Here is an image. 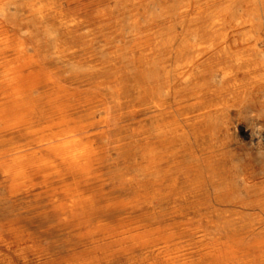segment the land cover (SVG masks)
Returning <instances> with one entry per match:
<instances>
[{"label":"rangeland","instance_id":"374dc122","mask_svg":"<svg viewBox=\"0 0 264 264\" xmlns=\"http://www.w3.org/2000/svg\"><path fill=\"white\" fill-rule=\"evenodd\" d=\"M56 1V22L62 24L31 21L15 8L0 13V24L22 51L21 61L26 64L27 73L32 71L40 80L39 87L32 92L37 109L46 116L59 104L69 106L81 142L90 144L92 150L68 154L58 165V172L44 168L38 156L29 155L25 170L28 177L15 176L10 149L21 142L36 146L44 141L38 140L42 131L29 134L24 127L13 125L17 111L13 103H7L10 118H0L3 122L7 120L5 125L0 122V264H264V141L258 145L240 137V143L233 146L221 165L208 169L205 181L198 186L185 175L187 158L180 161L169 149L157 157L154 170L160 174V181L150 177L145 166L154 140L150 128L155 121L136 112L137 105L133 102L136 82L148 75L137 64L157 47L154 36L147 39L146 33L181 29L174 8L179 0ZM254 4L253 8L262 9L264 2L255 0ZM225 5L221 0L219 7ZM192 17L188 22L191 29L204 33L207 15L197 12ZM250 17L257 30H264L262 15ZM49 30L56 33L55 40L49 38ZM118 45L131 52L113 60L110 52ZM55 48L61 50L60 58L56 57ZM210 74L207 77L212 82ZM262 96L258 103L250 102L245 108L244 129L257 122L250 116L253 113L264 130V93ZM53 121L43 118L37 128L40 130ZM222 128L219 127L217 144L223 138L233 137ZM211 142L208 137L199 138L196 146Z\"/></svg>","mask_w":264,"mask_h":264},{"label":"bare ground","instance_id":"6f19581e","mask_svg":"<svg viewBox=\"0 0 264 264\" xmlns=\"http://www.w3.org/2000/svg\"><path fill=\"white\" fill-rule=\"evenodd\" d=\"M148 1H150V0H148ZM220 1L221 0H179L178 3H176L177 5L175 7L174 6L173 7L175 8V10H177L178 16L181 20V23H182L181 29L180 30L172 29L169 31H167V30L165 31V29H164V30H160V31H153L151 33L149 32V33H146L144 35L145 38H147V39L154 36V38L157 40V47L155 49L149 51L148 53H146L147 55H152V58H147L145 56L146 55L145 54L138 61V64H137L138 68H141L148 75L146 77L140 78L136 82V87H135L136 95H134L133 102H134V104L137 105L136 112L145 114L146 116H148V118L153 119L155 121V124L150 128V132H151V135H152L154 140L151 141L152 147H151V149L149 148L150 156L147 159L148 163L145 165L146 169L149 170V174L152 175L150 177H153L155 181L161 180V177L159 176L160 174H158V172H156L154 170V168H155L156 163H157V157L160 156V154L163 150L169 149L171 151V154L175 155L178 159H180V161L182 158H185V157L187 158V170H186L185 175L187 176V178L192 179L194 184L198 186V185H201V183H203L205 181L206 173L208 172V169L211 167H214L217 164H219L220 162H222L224 160V158L226 157L227 153L232 150L233 146H236L238 143H240V141H241L240 137L241 138L247 137L250 139V141L255 142L258 145L264 141L263 126L259 123V120L255 114L252 113V114H250V116H251L252 120L257 121V122H255V123L253 122V124L248 129H244L245 123L243 121L244 120L243 119L244 110H246L245 108L247 107V105L250 102L258 103L259 99L260 98L262 99V97H263L262 94L264 93V30H260V29L257 30L255 28V23L252 20V17H250V15L256 14V15H262V17L264 19V5L262 6V9H259V8L256 9V8H253V4L255 3V0H228V2H227V0H223L224 4L226 3V5L223 6V8L222 7L220 8L219 7ZM171 2H173V0ZM261 2H264V0H261ZM170 4H172V3H170ZM239 6H241V10L239 8V10L235 12L236 7H239ZM12 8H15L16 10L19 9V11L23 15V18H27L31 21L36 20V21H39L38 23L48 22V25L49 24L56 25L57 23L62 24L61 21L56 22L57 13H58L56 0H0V13L5 14V12H7V11L9 12V10H11ZM169 9H170V7H169ZM26 10H27V12H26ZM197 12L199 14L205 13L207 15V18H208V24H207V26H205L206 29H205L204 33H200L196 29H191L190 24L188 23L189 20H191L193 18L192 17L193 14H196ZM10 13H12V11ZM140 13H142V12H140ZM63 14H64V12H63ZM130 14H132V13H130ZM18 15H19V13H18ZM68 15H70V14H68ZM96 16H98L97 13H96ZM109 16H108V18H109ZM120 17H121V15H120ZM203 17H205V16H203ZM9 19L11 20V18H9ZM130 21H131V18H130ZM10 22H12V20ZM177 23L179 24V21ZM10 24L11 23H9V25ZM12 24H14V22ZM260 24H261V21H260ZM11 26H13V25H11ZM139 26H141V24ZM126 27H128V26H126ZM137 27H138V24H137ZM37 30H38V28H37ZM52 30H49V33H48L49 38L51 40H55V37H56L55 34L56 33H54ZM38 31H40V30H38ZM56 31H58V30H56ZM115 31H118V30H115ZM204 35H207V37H205ZM108 36H109V34H108ZM125 37L128 38L127 36H125ZM135 38H136V36H135ZM12 40H13V38H12ZM103 40H104V38H103ZM82 41H84V40H82ZM109 41H111V40H109ZM85 43H87V42H85ZM97 43H99V42H97ZM94 44H96V43H94ZM154 44H156V43H154ZM84 45H86V44H84ZM55 46H56V44H55ZM91 46H92V44H91ZM102 49H103V46H102ZM108 49H110V46ZM130 49H132V48H130ZM139 50H140V48H139ZM144 50H145V48L141 47V51H144ZM20 51H21L20 48L16 47L13 44V42L11 41V38L9 37L7 30L0 24V118L5 119L8 116L7 107H9L10 105L7 107H6V105L8 102H9V104L13 103V105L17 111V113H16L17 116L15 119H13V123H14L13 125L16 124V125H20L22 128L24 127V129H26L29 132V134H35V133H38L39 131H42L41 133H43V134L40 135L38 140H39V142L44 141V143H39L36 146H33L30 143L26 144V145H21L22 142L20 143V145L13 146L10 149V153H9V155L11 156L10 159L12 160L11 169H12L13 173L15 174V176L22 177L25 174L26 162L28 161L29 155H33V156L35 155V156L39 157V161H41V165L44 168L54 169L55 172H58V170H57V168H59L58 165L61 162H64L66 160L68 154L73 153L75 151L80 152V153H82V152L86 153V152L91 151L92 148H91L90 144H84L81 142L80 131L76 127L77 125H74L75 119L72 116V111H71V108L69 106L64 105V104H59V106H57L55 111L54 110L51 111V113H48L46 116H44V113L42 110H41L42 112H40V109H37L38 104L35 101L36 97L34 100V98L32 97V92L39 87L40 80L35 75L31 74L32 71H31V73H27L26 64H24L21 61L22 55H21ZM129 51H130L129 49L118 45L110 52V55H111L110 58L112 57L111 59H113V60L117 59V58L119 59L120 56H125L127 53H129ZM38 52H40V51H38ZM144 53H145V51H144ZM55 54L57 55L56 56L57 58H60L61 57V50L59 52V50H57V48H55ZM97 54H99V53H97ZM127 56H128V54H127ZM65 57H67V56H65ZM136 57H137V55H136ZM46 60H48V59H46ZM125 60H127V59H125ZM137 60H138V58H137ZM63 63H64V61H63ZM114 64H115V62H114ZM33 66H34V64H33ZM59 66H61V65H59ZM82 66H83V64H82ZM91 69H93V68L91 67ZM41 70H43V69H41ZM58 71H60V70H58ZM79 71H81V70H79ZM97 72H98V70H97ZM209 74H210V76H212V82H210L211 77L210 78L207 77ZM36 75H37V73H36ZM57 75H58V73H57ZM93 75H95V73ZM41 76H43V74ZM62 76H63V74H62ZM106 83H104V84H106ZM53 86H52V88H53ZM101 87H102V85H101ZM45 92H47V90ZM40 95L42 96V94H40ZM44 95H45V93H44ZM46 96L47 95H45V97ZM69 96H70V94H69ZM128 96H131V94ZM46 101H48V100H46ZM51 101H53V100H51ZM122 103H125V102H122ZM42 105H43V103L41 104V106ZM133 111H135V110H133ZM247 111H249V110H247ZM12 112H14V111H12ZM13 115H15V113ZM126 115H127V113H126ZM235 115H236V117H235ZM260 116H261V114H260ZM12 117H15V116H12ZM141 117H143V116H141ZM43 118H45V119L53 118V120L55 119V121H53L51 124L45 125L44 127H42V129L39 130L37 128V126L40 124V122L42 121ZM219 118H220V120H219ZM121 119H123V118H121ZM8 120H10V119H8ZM126 120L127 119H125V121ZM6 121L5 120H4V122L2 121L4 123V125H5ZM8 124H9V122H8ZM219 127L220 128L223 127L222 129H224L227 134L230 132L233 136L232 139L226 137V138H223L222 141L217 144L216 142H218V141H216V140L220 135L218 133ZM84 128H86V127H84ZM120 129H122V127ZM7 131H10V130L7 129ZM94 135H96V134H94ZM98 135H99V133H98ZM207 137L210 138L212 141L210 144H208L206 146H201V147L196 146V143H197L199 138L201 140V139H205ZM4 138H6V137H4ZM7 140H9V139H7ZM27 141H29V140H27ZM141 142H140V144H141ZM1 143H2V140H1ZM148 145H149V143H148ZM134 146H135V144H134ZM149 146H151V145H149ZM3 148H5V147H3ZM123 148H125V147H123ZM138 150H139V148H138ZM93 151H94V149H93ZM140 156H141V154H140ZM159 160H162V159H159ZM227 160H228V158H227ZM177 163H178V161H177ZM32 165H33V163H32ZM219 165H221V164H219ZM67 166H69V165H67ZM176 167H179V166H176ZM37 169H38V167H37ZM67 171H69V170H67ZM47 173H49V172H47ZM50 173H53V172H50ZM50 173H49V175H53ZM142 173H143V171H142ZM246 174H248V173H246ZM26 176L28 177V175H26ZM145 176H147V175H145ZM225 176H226V174H225ZM65 177H63V178H65ZM261 177H263V176H261ZM22 181H24V180H22ZM147 181H149V180H147ZM218 181H220V180H218ZM247 181H250V180H247ZM176 182H178V180ZM209 183H212V182H209ZM189 185H190V183H189ZM259 189H260V187H259ZM179 190H181V189H179ZM80 193H82V192H80ZM207 193H208V191H207ZM170 194L171 193H169V195ZM231 194H233V193H231ZM80 197L82 198L81 195H80ZM182 197L184 199V196H182ZM218 201H219V199H218ZM246 207H248V206H246ZM208 208H210V207H208ZM214 208H211V209H214ZM198 209L200 210L201 208H198ZM216 209H217V207H216ZM201 210L203 211V209H201ZM178 212H179V210H178ZM204 213H206V212H204ZM202 214H203V212H202ZM207 215H208V213H207Z\"/></svg>","mask_w":264,"mask_h":264}]
</instances>
